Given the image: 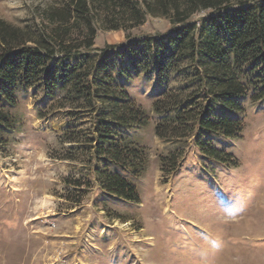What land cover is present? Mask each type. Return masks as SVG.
Listing matches in <instances>:
<instances>
[{
	"label": "rangeland",
	"instance_id": "rangeland-1",
	"mask_svg": "<svg viewBox=\"0 0 264 264\" xmlns=\"http://www.w3.org/2000/svg\"><path fill=\"white\" fill-rule=\"evenodd\" d=\"M52 2L0 0V19L34 27ZM177 27L147 16L129 37L97 31L95 68L111 78L115 94L126 93L148 114L145 126H119L107 105L69 87L52 95L41 85L17 90L14 106L6 107L14 126L0 127V264H264V95L253 100L261 87L250 88L236 111L202 100L189 60L159 84L152 67L142 70L147 54L132 49H141L142 38L165 41ZM167 92L190 100L188 117L239 121L240 138L177 122L182 137L160 139L155 126L165 116L153 104ZM124 141L145 167L139 177L106 156L111 144ZM210 150L221 152L222 162L208 158ZM174 160L181 162L176 171ZM105 174L133 185L139 202L104 191Z\"/></svg>",
	"mask_w": 264,
	"mask_h": 264
},
{
	"label": "trees",
	"instance_id": "trees-1",
	"mask_svg": "<svg viewBox=\"0 0 264 264\" xmlns=\"http://www.w3.org/2000/svg\"><path fill=\"white\" fill-rule=\"evenodd\" d=\"M54 1L42 13L41 24L34 27H19L0 19V127L5 130L14 126L6 107L14 106L17 90L38 85L48 95L58 87H69L77 97L107 105L110 119L119 126L147 125L148 114L131 104L126 93L115 94L111 78L101 74L91 58L98 30H121L129 37L147 16L165 19L173 27L178 25L165 41L142 38L137 42L141 49H132L136 55L141 52L148 55L142 70L152 67L159 84L166 83L189 60L197 73L202 100L213 99L236 111L237 100L245 97L250 88L261 87L259 96L253 100L264 95V0ZM234 4L236 7L229 10ZM201 12L210 15L191 21ZM141 65L140 60L133 62L136 71ZM93 71L95 76L84 88L81 81L87 80ZM179 96L167 92L153 104V112L165 116L155 126L157 137L179 139L182 136L177 131V122L186 125L193 122L202 132L228 140L240 138L239 121L226 117L214 121L188 117L185 110L192 104L187 98L179 100ZM172 113L173 117L167 116ZM131 149L127 143L111 144L105 153L114 164L130 168L139 177L145 167L136 163V150ZM205 155L222 162L217 150ZM173 163L172 171H176L181 162ZM101 185L117 198L139 202L136 188L117 174H105Z\"/></svg>",
	"mask_w": 264,
	"mask_h": 264
}]
</instances>
